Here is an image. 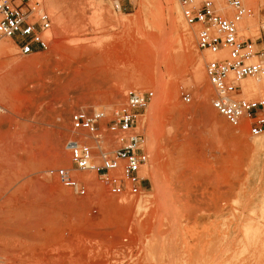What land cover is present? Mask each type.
<instances>
[{"label":"rangeland","instance_id":"rangeland-1","mask_svg":"<svg viewBox=\"0 0 264 264\" xmlns=\"http://www.w3.org/2000/svg\"><path fill=\"white\" fill-rule=\"evenodd\" d=\"M41 1L47 50L0 40V264H264V133L232 128L211 106V56L178 0ZM243 1L252 14L240 35L264 42V0ZM130 89L151 93L137 128L144 189L114 196L74 171L88 183L74 193L47 173L72 167L70 114L110 112Z\"/></svg>","mask_w":264,"mask_h":264},{"label":"built area","instance_id":"built-area-1","mask_svg":"<svg viewBox=\"0 0 264 264\" xmlns=\"http://www.w3.org/2000/svg\"><path fill=\"white\" fill-rule=\"evenodd\" d=\"M178 0L185 23L195 27L197 47L210 54L205 74L214 95L210 103L234 129L251 136L264 133V97L248 96L241 82L264 76V42L244 38L239 24L252 9L243 0ZM120 10L119 2L114 4ZM12 39L21 54L45 51L52 41V20L41 0H0V40ZM148 92L130 89L123 102L110 112L104 109L74 110L69 116L72 137L65 142L72 167L47 170L66 188L86 195L88 183L74 171L95 173L108 193L137 196L144 189L149 162L146 136L138 128V116ZM181 99L189 102L188 92ZM110 147V148H109Z\"/></svg>","mask_w":264,"mask_h":264},{"label":"bare ground","instance_id":"bare-ground-1","mask_svg":"<svg viewBox=\"0 0 264 264\" xmlns=\"http://www.w3.org/2000/svg\"><path fill=\"white\" fill-rule=\"evenodd\" d=\"M217 2V5L220 6L221 8L222 7H225L224 5V2L221 1V0H216ZM227 5V4H226ZM199 72V71H198ZM197 72V74H198ZM199 80L203 79V73L200 71L198 76H197ZM243 86L246 87V89L250 92H256V91H261L264 89V76L261 77V78H258V79H255L254 81L252 82H248V83H242ZM168 194V193H167ZM170 194V193H169ZM175 195V194H174ZM177 203V202H176Z\"/></svg>","mask_w":264,"mask_h":264}]
</instances>
